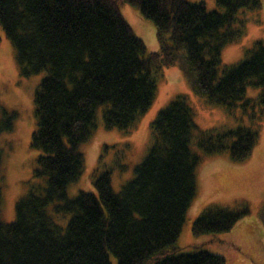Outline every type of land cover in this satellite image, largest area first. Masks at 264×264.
Listing matches in <instances>:
<instances>
[{
    "label": "trees",
    "instance_id": "trees-1",
    "mask_svg": "<svg viewBox=\"0 0 264 264\" xmlns=\"http://www.w3.org/2000/svg\"><path fill=\"white\" fill-rule=\"evenodd\" d=\"M261 1L217 0L220 9L209 10L191 0H0V27L20 74L46 73L34 94L30 146L39 153L15 220L0 219V264H112L111 254L117 264H226L223 255L178 252L174 245L198 191L202 156L227 153L242 161L259 140L264 43L256 41L237 64H224L222 51L244 33L238 13L259 9ZM121 2L154 24L157 50L136 36ZM176 64L197 95L230 114L240 107L250 125L201 129L188 96L177 94L151 122L152 142L133 179L115 192L101 154L96 192L68 197L84 170L80 144L97 126L98 108L105 128L129 132L152 105L164 67ZM249 86L261 90L255 98L247 97ZM17 115L0 105V133L13 129ZM121 159L118 149L115 164L124 170ZM249 212L246 203H211L192 231L224 233Z\"/></svg>",
    "mask_w": 264,
    "mask_h": 264
},
{
    "label": "rangeland",
    "instance_id": "rangeland-1",
    "mask_svg": "<svg viewBox=\"0 0 264 264\" xmlns=\"http://www.w3.org/2000/svg\"><path fill=\"white\" fill-rule=\"evenodd\" d=\"M191 1H205L209 10L220 9L217 0ZM120 11L136 36L144 40L149 50H155L157 37L154 24L144 19L137 8L127 2L120 3ZM237 18L238 24L244 21V33L224 47V64L239 63L245 58L246 50L252 48L256 41L264 43V0L261 1L259 9H242ZM45 74L40 72L27 77L20 74L14 47L0 27V105L18 114L13 129L0 133V219L7 223L16 218V202L27 191V182L32 176L35 158L39 153L30 146V141L35 128L34 94ZM260 91L259 88L249 86L246 95L255 98ZM181 93L188 96L194 108L196 123L201 129L227 130L238 124L250 125V120L245 117L240 107L230 114L225 107L210 105L204 97L197 95L178 64L164 67L158 77V89L152 105L129 132L118 128H105L102 107L98 108L97 126L91 137L80 144V151L85 160L84 170L80 178L69 185L67 196L73 198L81 190L96 192L93 172L99 164L101 154L104 155L103 162L106 164V167L101 169H111L112 188L115 192L133 179L135 166L148 154L152 142L151 122L161 108ZM105 145L109 146L106 151ZM118 149L122 150L121 162L126 166L124 170H120L115 164ZM192 149L198 151L194 142ZM196 174L198 191L186 213L180 235L174 245L175 249L188 253L206 249L223 255L226 264H264V119L259 140L246 159L234 161L227 153L203 155ZM211 203H246L250 212L227 232L194 235L193 220ZM53 206L54 203H51L49 209ZM58 221L65 225L67 219ZM110 259L112 264H117L114 255L111 254Z\"/></svg>",
    "mask_w": 264,
    "mask_h": 264
},
{
    "label": "crops",
    "instance_id": "crops-1",
    "mask_svg": "<svg viewBox=\"0 0 264 264\" xmlns=\"http://www.w3.org/2000/svg\"><path fill=\"white\" fill-rule=\"evenodd\" d=\"M158 47H159V44H158V41H157V48L156 49H158ZM155 49V50H156ZM189 93H191L192 91L191 90H187ZM191 91V92H190Z\"/></svg>",
    "mask_w": 264,
    "mask_h": 264
},
{
    "label": "bare ground",
    "instance_id": "bare-ground-1",
    "mask_svg": "<svg viewBox=\"0 0 264 264\" xmlns=\"http://www.w3.org/2000/svg\"><path fill=\"white\" fill-rule=\"evenodd\" d=\"M130 12H132V11H130ZM133 13V12H132ZM134 14V13H133ZM134 16H136L135 14H134ZM148 48V47H147ZM149 50V49H148ZM157 50V49H156ZM149 51H153V50H149ZM174 71H172V73H173Z\"/></svg>",
    "mask_w": 264,
    "mask_h": 264
}]
</instances>
